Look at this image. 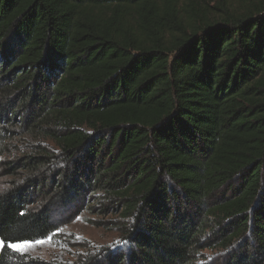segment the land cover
Listing matches in <instances>:
<instances>
[{
	"label": "trees",
	"instance_id": "1",
	"mask_svg": "<svg viewBox=\"0 0 264 264\" xmlns=\"http://www.w3.org/2000/svg\"><path fill=\"white\" fill-rule=\"evenodd\" d=\"M21 168L0 235L93 204L121 243L0 264H264V0H0V179Z\"/></svg>",
	"mask_w": 264,
	"mask_h": 264
},
{
	"label": "rangeland",
	"instance_id": "2",
	"mask_svg": "<svg viewBox=\"0 0 264 264\" xmlns=\"http://www.w3.org/2000/svg\"><path fill=\"white\" fill-rule=\"evenodd\" d=\"M26 143L24 140H20ZM10 143V144H8ZM8 152L4 158L7 161H17L24 154L29 153V149L22 147L18 141L6 142ZM5 144V145H6ZM30 172L21 168L12 176L0 179V193L11 186L13 181L27 177ZM36 200V198H33ZM86 210L77 212L59 205L52 206V223L57 229L52 236V241L43 246H38L34 251L26 253L34 258L44 260H54L63 263H71L82 254H87V247L90 251L99 250L100 247L119 246L121 241V222L118 216L101 215L94 205H88ZM207 260L212 256L209 251L204 252ZM201 259L199 264H202Z\"/></svg>",
	"mask_w": 264,
	"mask_h": 264
},
{
	"label": "snow or ice",
	"instance_id": "3",
	"mask_svg": "<svg viewBox=\"0 0 264 264\" xmlns=\"http://www.w3.org/2000/svg\"><path fill=\"white\" fill-rule=\"evenodd\" d=\"M59 232L53 233L47 236L45 239L40 240H29V239H19L14 237L5 238L0 235V252H15L20 255H24L31 251H34L36 247L43 246L52 241V236L58 235ZM118 244L121 242H117ZM126 243V242H123ZM9 259L13 258L11 255L8 256Z\"/></svg>",
	"mask_w": 264,
	"mask_h": 264
}]
</instances>
